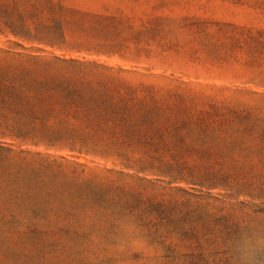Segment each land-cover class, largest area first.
Listing matches in <instances>:
<instances>
[{
  "label": "trees",
  "instance_id": "trees-1",
  "mask_svg": "<svg viewBox=\"0 0 264 264\" xmlns=\"http://www.w3.org/2000/svg\"><path fill=\"white\" fill-rule=\"evenodd\" d=\"M33 8L0 3L1 35L15 39L0 47V225L19 229L14 235L99 244L100 252L135 227L161 248L165 264H264L262 108L226 96V88L140 68L143 58L179 52L185 34L211 65L242 51L255 72L249 83L264 87V30L187 19L171 29L164 25L174 20L155 18L131 33L132 43L114 17L80 13L115 36L63 48L64 23ZM72 52L118 57L131 68ZM191 61L206 63L199 55Z\"/></svg>",
  "mask_w": 264,
  "mask_h": 264
},
{
  "label": "rangeland",
  "instance_id": "rangeland-1",
  "mask_svg": "<svg viewBox=\"0 0 264 264\" xmlns=\"http://www.w3.org/2000/svg\"><path fill=\"white\" fill-rule=\"evenodd\" d=\"M26 2L31 4L26 6ZM0 3H17L21 10H35L33 7H36L41 11L42 20L49 21L54 16L57 21L61 20L64 23L67 40L63 48H72L74 43L97 42L105 37L115 36L112 32L104 34L94 29V25L98 22L96 18L80 13L114 17L118 20L117 23H122L119 26L120 35L128 38L132 43H134V37L131 33L141 29L147 21L155 18L174 20L175 23L172 26L164 25V28L171 29L177 28L178 24L187 19L186 21L233 23L254 32L264 30V0H0ZM3 15V11L0 10V20L4 18ZM3 30L0 23V47L7 48L15 39L5 34L1 35V32L6 33ZM110 30L113 31V29ZM239 30L237 36H241V29ZM170 35L171 33L168 34ZM181 41L182 48L179 52L168 53L163 62L159 59L148 62L143 58L140 68L145 70L156 66L154 70L156 74L182 77L185 81L205 87L226 88L223 89L226 96L254 101L260 105L264 113V87L256 85V82L249 83L254 79L255 72L243 65L242 51H238L236 58H228L222 65L219 63L211 65L213 62L206 58V54L199 50L196 43L191 41V36L182 34ZM25 46L40 48L30 44ZM153 46L156 49L154 44ZM45 50L48 53L63 54L51 48H45ZM66 54L131 68L129 62H124L118 57L98 58L83 52ZM196 55L206 59V63H193L191 57ZM239 90L240 93H235ZM253 92L261 95L257 96ZM41 151L45 152L43 149ZM50 154L72 163H85L89 168H104L103 163H88L85 158H78L77 155L69 152L51 151ZM108 167L111 168L110 165ZM225 204L230 207L238 203L227 200ZM258 208H248L243 213H251L253 210H259ZM261 217L264 218V214H261ZM126 228L124 227L122 232ZM15 231L19 229L0 225V264H165L167 262L161 248L149 243L145 237L146 231L135 227L125 230L126 238L123 241L103 245L106 247L105 252H100L99 244L91 246L66 239L35 238L30 234L14 235ZM170 263L176 264L175 261ZM178 264L187 263L181 259Z\"/></svg>",
  "mask_w": 264,
  "mask_h": 264
}]
</instances>
